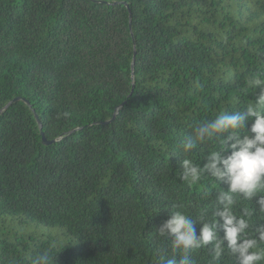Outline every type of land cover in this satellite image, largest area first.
I'll use <instances>...</instances> for the list:
<instances>
[{"label":"trees","instance_id":"1","mask_svg":"<svg viewBox=\"0 0 264 264\" xmlns=\"http://www.w3.org/2000/svg\"><path fill=\"white\" fill-rule=\"evenodd\" d=\"M257 76L264 0H0V264H158L172 203L212 198L179 179L181 140Z\"/></svg>","mask_w":264,"mask_h":264},{"label":"clouds","instance_id":"2","mask_svg":"<svg viewBox=\"0 0 264 264\" xmlns=\"http://www.w3.org/2000/svg\"><path fill=\"white\" fill-rule=\"evenodd\" d=\"M249 86L261 91L246 110L221 111L213 119L194 123L181 140L179 179L191 187L207 178L212 198L195 217L187 211V203H172L171 216L155 231L161 241L158 264H195L192 253L201 249L208 250L209 264H220L226 254L238 264H264V223L252 231L253 217L264 215V79L253 77ZM198 147L201 152L207 149L202 166L196 162ZM163 207L168 210L167 204ZM167 237L173 238L171 253ZM56 254L44 249L31 264H54Z\"/></svg>","mask_w":264,"mask_h":264},{"label":"water","instance_id":"3","mask_svg":"<svg viewBox=\"0 0 264 264\" xmlns=\"http://www.w3.org/2000/svg\"><path fill=\"white\" fill-rule=\"evenodd\" d=\"M18 100H19V99L13 100V101L10 102L5 108L9 107L12 103H14V102H16V101H18ZM41 133H42V135H43V141H44L45 143H49V142L46 140V138L44 137V133H43V131H42Z\"/></svg>","mask_w":264,"mask_h":264}]
</instances>
